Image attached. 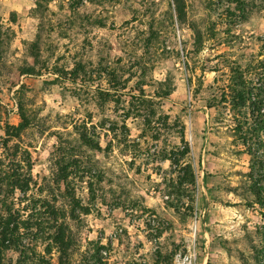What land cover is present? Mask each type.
<instances>
[{
	"label": "rangeland",
	"instance_id": "374dc122",
	"mask_svg": "<svg viewBox=\"0 0 264 264\" xmlns=\"http://www.w3.org/2000/svg\"><path fill=\"white\" fill-rule=\"evenodd\" d=\"M262 60L264 0H0L1 116L28 126L9 145L31 156V264H264V178L233 133L229 81L239 67L256 86ZM66 157L92 177L62 181Z\"/></svg>",
	"mask_w": 264,
	"mask_h": 264
},
{
	"label": "trees",
	"instance_id": "16d2710c",
	"mask_svg": "<svg viewBox=\"0 0 264 264\" xmlns=\"http://www.w3.org/2000/svg\"><path fill=\"white\" fill-rule=\"evenodd\" d=\"M230 72V103L233 109L230 111L235 124L233 133L239 137L237 140L242 141L244 153L251 159V175L261 179L264 178V60L259 61L258 67L254 69L253 75L257 78L254 87L249 86L252 81L247 80L246 72L240 71L239 67ZM220 100L225 102L224 94ZM208 106L213 107L211 104ZM1 115L0 111V264H12L13 259L7 257L8 253L18 256L16 264H31V247L26 244V241H31V156L26 149L9 145L13 140H18L28 126L23 122L17 126L10 125L7 118ZM82 129L85 130V127ZM80 130L76 129L78 141L93 147L92 136ZM62 163L63 166L57 171L62 181L67 182L74 169L92 177L91 168L80 169L78 161L71 157H66ZM190 177L193 182V176ZM254 190L256 196L261 195L260 189L254 186ZM39 203L49 217V225L46 224L51 233L49 240L61 252L67 250L66 226L61 222L63 214L47 201ZM259 204L262 205V201ZM34 225L40 230L43 226L40 219Z\"/></svg>",
	"mask_w": 264,
	"mask_h": 264
}]
</instances>
